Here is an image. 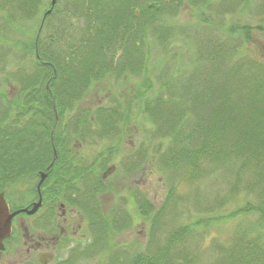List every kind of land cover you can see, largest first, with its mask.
I'll return each instance as SVG.
<instances>
[{"label": "rangeland", "instance_id": "rangeland-1", "mask_svg": "<svg viewBox=\"0 0 264 264\" xmlns=\"http://www.w3.org/2000/svg\"><path fill=\"white\" fill-rule=\"evenodd\" d=\"M16 1L18 0H0V6L2 8L5 6L3 9L6 12L11 9L12 21L10 26L4 14L0 13V93H4L8 98L19 89L13 78L17 72L29 71L32 63L31 57H34V51L32 55L23 53L21 49L15 48L14 44L34 45L41 26L39 40L42 43L47 41L46 38L51 41L49 47L46 43L47 46L41 50L46 52L45 49L50 48L60 56L63 54L64 62L68 64L71 59H75L73 47L79 46L80 38L89 39L94 36L92 32L86 31L85 25L91 22V25L98 26L97 21L92 17L95 13L88 11L87 8L93 9L97 4L105 5L112 0H56L53 12L44 19V13L49 9L48 3L51 0H34L35 7L28 5L25 9L16 7L19 4ZM143 1L136 0L132 8L139 10ZM158 2L164 8L169 6L174 8L172 0H158ZM195 10L184 3L180 8L172 10L171 14L165 13L163 18L166 19V23H162L168 25L169 33L162 36L163 41H166L164 47L159 41L162 38L155 36L152 25L149 27L146 40L153 44L149 57L144 56V49L146 50L147 46L143 41L140 42L138 48L139 56L143 55L142 63L145 58H148L146 64L153 71L150 75L153 87L148 96L152 92H157L155 100L162 102L176 100L177 103L173 102L174 105L170 110H163L165 113H171L168 118L172 120L169 123L175 125V122L185 115V123L191 128L196 125L197 119H209L207 116L209 109L215 104V100L213 102V99L209 97L211 94L203 90L209 87H218V90L224 88V93L233 102L239 93H244L241 89L246 77L250 74L259 75L258 71L262 69L261 65H264V31L256 29L261 25L264 26V0H211L208 7L204 9L211 25L199 23L197 19L201 15L197 13L193 16ZM86 11L91 15L90 19L85 16ZM141 23H144L142 19L139 21V24ZM154 25L160 26L161 23L155 22ZM242 25L253 28L249 34L250 38L244 43L223 31L229 26ZM180 27L183 30L175 29ZM109 32L113 34L114 40H118V44L122 45L125 41L126 50H130L132 42L136 40L134 34L123 37L120 30L115 33L111 30ZM117 43L110 41L108 45L111 48L108 50L104 47L98 48L95 44L91 54L103 56L105 60L111 59L113 66H119L124 54L122 55L120 48L115 50L118 47ZM84 47L82 50H85ZM166 47L169 48L165 50ZM214 49H217V53ZM234 49L238 50L235 58L232 55L235 52ZM135 54L137 57V52ZM226 54L233 59L229 61V56L224 57ZM28 67L29 70H27ZM127 80L129 84L122 86ZM132 80L133 77L130 79L129 75L125 74L119 80L112 79L108 85H102L89 92L87 99L80 103L76 112L68 116L69 128L66 134L69 139L73 140L69 147L71 152L67 154L75 157V148L84 150L85 159L88 162L84 165L88 167L89 160L95 159V155L103 148L114 144L113 139L119 134L115 136H111L110 133L106 136L97 135L100 128L93 122V119L91 120L94 130L91 132L92 135L89 136L88 132L82 129L80 138L74 140L73 122L82 112L80 110L91 109L93 111L99 106L105 107L108 112L109 108H117V113L122 114L121 108H124L126 98L128 100V93L133 92V87H135V84H130ZM196 93L206 94L209 99L193 97L197 95ZM210 93L216 94L217 91ZM124 94L125 99L122 98ZM119 101L121 105L117 104ZM169 102L163 103L162 106L152 103L151 109L169 108ZM130 106V124L124 130L125 133L121 135L123 138L118 146V153H114L106 163L107 168L114 166L115 171L108 174L103 183L100 181V185L97 184L99 181L96 180L94 165L90 168V176L93 177L89 178L94 182L91 185L90 196L95 198V213L98 210L99 215L103 214L105 217L112 213L122 216L119 222L121 230L114 233L111 239L112 253L109 257L108 252L110 251L105 253L104 247L100 245L92 247V241L95 242L98 232L94 228V222L90 219L93 229L91 228V232L82 240L84 242L76 244L77 251L86 250L84 253L89 257L85 256V260L78 257V262L74 264H130L138 254L147 257L156 255L165 247L172 232L195 220L229 215L245 205L253 206L264 212V164L259 167L256 165L240 166L238 162L226 165L219 158H215L203 161L200 164V175L192 182H187L186 179L190 175L188 168L172 167L164 161L170 154L169 146L171 145L164 140L170 128L164 132L163 126L157 132L156 127H160L165 119L159 116V123H153L154 116L152 118L150 112L141 114L139 118L137 102H132ZM217 106L218 109H215L214 113L223 109L220 106L226 108L223 101L219 107ZM118 119V125L121 127V116ZM157 120L158 118L155 119ZM135 123L136 126H141L140 133L135 129ZM61 125L59 124V130ZM180 133L184 137L188 134V130H181ZM227 138L229 141L232 140L228 135ZM187 142L190 148L198 147V144H194L197 142L196 136L191 137ZM217 150H220V147ZM76 163L80 164L79 161ZM90 169L87 171L89 172ZM88 172L84 178L76 180L73 186L74 192L72 191L74 195H79L80 181L87 179ZM9 178L11 179V174ZM35 183V178H28L20 183L18 189H11L13 190L11 203L16 204L31 198L29 191ZM99 186L102 189L104 187L103 190L100 189V192H105L106 197L101 202L96 200V197L99 199L98 194L92 192L93 189L96 191V187ZM171 188L174 190V195L172 200L166 203L168 191ZM16 193L19 194L18 197ZM144 197L154 208L155 215H152L150 220L137 215L138 206ZM96 201L103 203L108 213L101 211ZM259 235L264 236V217L260 213L234 215L218 227H204L183 238L170 248L160 264H221L228 254L224 250L232 247L236 242V237L244 240L255 238L256 240ZM100 244L102 245V241ZM106 245L104 240V246ZM116 257L119 262L112 261Z\"/></svg>", "mask_w": 264, "mask_h": 264}, {"label": "trees", "instance_id": "trees-1", "mask_svg": "<svg viewBox=\"0 0 264 264\" xmlns=\"http://www.w3.org/2000/svg\"><path fill=\"white\" fill-rule=\"evenodd\" d=\"M33 1L18 0L16 3L19 4L16 7L18 6L23 9L28 8V5L35 7ZM135 1L112 0L105 5L97 4L93 9L87 8L88 11L95 13L92 17L97 21L96 24L98 26L91 25V22L85 25L86 31L92 32L94 36L89 39L80 38L79 46L73 47V57L75 56V59H71L68 64L64 62L65 57L63 54L60 56L58 53L50 50V48L48 50L45 49L46 52L41 50L42 41L39 40V36L37 37V41L35 40L37 47L33 44H14L15 48L21 49L23 53H31V55L34 49H36L41 62L38 63L34 57H31V71L28 67L27 70L29 71L27 72H17L13 80L17 82L19 89L12 97L8 98L4 93H0V192L6 190L10 174L11 189L16 190L20 183L26 181L28 178H35L37 182L38 173L46 171L52 163V167L47 170L48 174L42 187L48 182H58L66 196L72 190L76 180L82 175V171L77 168L78 165L73 160L76 156L73 157V155L67 154L73 140L69 139L66 134L69 128L67 122L68 116L76 112L80 103L87 99L89 92L93 91V89L100 88L102 85H108L112 79L119 80L125 74H128L130 79L133 77L130 84H135V87H133V92L128 93V100L125 94L122 96L123 99L126 98L124 108H121L122 114L117 113V108H109L108 112L105 107L99 106L93 111L91 109L80 110L82 112L79 113L73 122L74 140L80 138L82 129H85L89 136L92 135L91 132L94 131L93 123H91L92 119L100 128L97 135L106 136L110 133L111 136H115L119 134L113 139L115 145L105 147L95 155V175L96 180L99 181L97 184L102 182V175L107 170V161L113 157L114 153H118V146L121 144L123 138L121 135L125 133L124 130L130 124L129 116L131 115L130 105L132 102H137V114L139 118L141 114L150 112V116L152 118L154 116L153 123H159L160 117L165 119L160 127H156L157 132L163 126L162 130L164 132L170 128L167 136L164 137L165 142L171 145L169 146L170 154H168V157L164 161L166 164H171L172 167L180 166L188 168L190 175L186 179L187 182H192L200 175V164L203 161L215 158H219L226 165L238 162L237 164L240 166L249 167V165H256L259 167L264 164V65H261L262 69L258 71L259 75L250 74L246 77L241 89L244 93L238 92L239 95L233 102L224 93V88L223 90H218V87H209L203 90V92L208 91L211 94L209 97L213 99V102L215 100V104L209 109V114L207 115L209 119H197L196 125L191 128L185 123L186 116L183 115L182 118H179L175 122V125L170 124L171 122L169 123V121L172 119L168 117L171 113H165L163 110H170L174 105L173 102L176 104L177 101H165L169 102V108L164 107L161 110L151 109V104L154 102L157 92H152L148 96L153 87V81L150 76L153 71L146 64L148 58H145L142 63L141 58L143 55L139 56V44L143 41L147 46L146 50L144 49V56L147 55L149 57L153 44L152 42H146V40L149 27L153 25L154 34L162 38L159 41L163 46L166 41H163L164 37L162 36L169 33V28L165 24L166 19L163 18V15L165 13L171 14L172 10L180 8L184 3L196 9L193 16H196L197 13L201 15L197 19L199 23L211 25L212 23L204 12V9L208 7L211 0H172L174 8L172 6L164 8L158 0H144L140 4V9L134 10L132 6ZM50 2L48 3L49 8ZM3 8L0 6V13L4 14L6 22L11 26V9L6 12ZM88 11H86L85 16L87 19H90L91 15ZM118 12L121 13L118 14ZM141 19L144 23L139 24ZM155 22H159L161 25H154ZM175 29L183 30L181 27ZM252 29L250 26L242 25L229 26L224 28L223 31L227 35L234 36L238 41L241 40L244 43V41L246 42L249 39ZM256 29L264 31V26L261 25ZM110 30L113 33L118 30L122 31L123 37L134 34L136 40L132 42L131 49H125V41L122 45L118 44V40L113 39V34L109 32ZM46 40L49 47L51 45L49 42L51 41L47 38ZM112 40L118 45L115 50L117 51L120 48L122 55L124 54L120 59L119 66H113L111 59L105 60L103 56L97 55V57L91 54L95 44H97L98 48L104 47L108 50V48H111L108 44ZM82 47L85 50H82ZM42 48L44 49L43 46ZM167 48L169 47H166L165 50ZM97 50L100 51L99 49ZM134 51L137 52V57H135ZM141 51L143 50L141 49ZM234 51L232 55L235 58L238 50L234 49ZM214 52L217 53V49H214ZM82 53L87 54L83 55ZM228 56L226 54L224 57ZM232 59L231 56L228 57L229 61ZM43 62L47 64H43ZM137 76L140 77L138 82L134 81V78ZM124 84H129L128 80L122 86ZM122 86L120 85L121 89H123ZM212 91H217V93H210ZM196 94L193 97L199 99L205 97L206 100L209 99L206 94ZM222 101L225 103L226 108L220 106L223 109L214 113V110L218 109L216 108L217 104L219 102L221 104ZM165 102L157 99L153 104L162 106ZM117 104L121 105V102L119 101ZM120 116V120H122L121 127L118 125V118ZM157 118L158 120L155 121ZM59 124H62L60 130ZM190 125L194 124L190 123ZM135 129L140 133L141 126H136ZM181 130H188V134L182 137ZM226 133L232 139L231 141L228 140ZM194 136L197 137V142H194V144H198V147L190 148L187 141ZM219 147L220 150H217ZM54 151L56 152V157L53 161ZM216 153L218 154L216 155ZM34 188L35 185L30 188L29 193L35 191ZM100 189L103 190L104 187L103 189L101 186L96 187L95 193H101ZM173 195L174 190L171 188L168 191L166 203L172 200ZM96 202L100 207V203ZM27 205V201L13 203V209L15 210ZM253 212L260 213L264 217L262 210L245 205L229 215L195 220L191 224L180 226L172 232L165 247L156 255L147 257L138 254L132 259L130 264H160L162 258H164L170 248L188 235L204 227H218L223 221L227 220V218H233L234 215H246ZM137 215L142 216L145 220H150L152 215H155L154 208L146 197L139 204ZM121 219L122 216L115 215L114 213L107 215V217L103 214L99 215V211L97 210L91 216L94 228L98 232L92 247L100 245L104 247L103 249H106L105 253L108 251L111 253V239L114 233L121 230V226L119 225ZM104 240L107 243L106 246H104ZM235 240L236 242L230 249L224 250L228 254L221 261V264H264V236L259 235L256 240L255 238L244 240L239 237H236ZM101 241L102 245L100 244ZM110 253L108 252V255ZM112 261L119 262V259L116 257Z\"/></svg>", "mask_w": 264, "mask_h": 264}, {"label": "flooded vegetation", "instance_id": "flooded-vegetation-1", "mask_svg": "<svg viewBox=\"0 0 264 264\" xmlns=\"http://www.w3.org/2000/svg\"><path fill=\"white\" fill-rule=\"evenodd\" d=\"M40 28L38 36L41 33ZM36 41H34L35 47H37ZM42 46L45 48L46 42L42 43L41 48ZM34 58L38 63L41 62L36 49H34ZM43 64L47 63L43 62ZM139 78V76L136 77L137 82ZM74 152L76 155L74 160L80 163L77 164V168L82 171L81 179L85 177L86 169L94 166V158L89 160V166L86 167L84 164L88 162L85 159V151L75 148ZM47 170L49 169L43 172L48 174ZM114 171V166L107 168L102 175V183L107 178L106 176ZM90 173L91 169L87 179L80 181L79 195H74L72 188L70 196L69 193L65 196L64 190L60 188L58 182H48L42 187L43 182L38 190V177L35 191L29 193L31 198L27 200L28 205L15 210L11 203V179L9 180L6 190L0 193L4 195L10 214L25 208L30 211L33 204L39 200H41V206L32 215L20 213L10 221L9 235L2 240L0 246V264H74V262H78V257L83 260L89 257L84 253L86 250L84 252L77 251L76 244L77 242H84L82 240L91 232L92 223L90 219L95 214V198L90 196L91 185L94 182L89 179L93 177L90 176ZM86 182L88 183L85 184ZM92 192L94 193L95 190L93 189ZM15 195L19 194L16 193ZM104 195L105 192L99 193V199L96 197V200L104 201L106 199ZM99 208L104 213H108V209L104 207L103 203H100Z\"/></svg>", "mask_w": 264, "mask_h": 264}, {"label": "water", "instance_id": "water-1", "mask_svg": "<svg viewBox=\"0 0 264 264\" xmlns=\"http://www.w3.org/2000/svg\"><path fill=\"white\" fill-rule=\"evenodd\" d=\"M55 1L56 0H51L50 9L45 12L43 18H45L47 15H49L51 13V11L54 8ZM47 89H48V86H47ZM55 157H56V152L54 151V158L53 159H55ZM51 166H52V163L50 164L49 167H51ZM46 176H47V174L44 172L39 173V182L37 184L38 190L40 189V186L43 183V181L45 180ZM40 206H41V200H39L37 203L33 204V207L30 211H28L25 208V209H21V210L12 212L10 214L8 206H7L5 199H4V195H3V193H0V246L2 245V240L9 235L10 221H12V219L15 216L19 215L20 213L32 215L39 209Z\"/></svg>", "mask_w": 264, "mask_h": 264}]
</instances>
